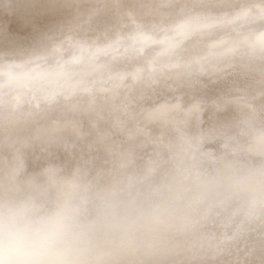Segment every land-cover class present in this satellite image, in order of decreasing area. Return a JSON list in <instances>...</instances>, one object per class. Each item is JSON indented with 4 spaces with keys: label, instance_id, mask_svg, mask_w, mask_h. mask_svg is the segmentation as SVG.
I'll return each instance as SVG.
<instances>
[{
    "label": "clouds",
    "instance_id": "obj_1",
    "mask_svg": "<svg viewBox=\"0 0 264 264\" xmlns=\"http://www.w3.org/2000/svg\"><path fill=\"white\" fill-rule=\"evenodd\" d=\"M13 13L0 264H264V0Z\"/></svg>",
    "mask_w": 264,
    "mask_h": 264
},
{
    "label": "bare ground",
    "instance_id": "obj_2",
    "mask_svg": "<svg viewBox=\"0 0 264 264\" xmlns=\"http://www.w3.org/2000/svg\"><path fill=\"white\" fill-rule=\"evenodd\" d=\"M15 13L0 15V47L12 48L27 43L33 39V32L29 28H22L15 22Z\"/></svg>",
    "mask_w": 264,
    "mask_h": 264
}]
</instances>
